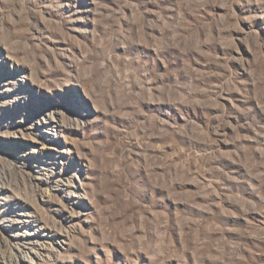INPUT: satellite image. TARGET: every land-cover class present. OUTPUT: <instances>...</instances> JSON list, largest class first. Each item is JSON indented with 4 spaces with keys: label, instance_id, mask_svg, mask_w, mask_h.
I'll list each match as a JSON object with an SVG mask.
<instances>
[{
    "label": "rangeland",
    "instance_id": "374dc122",
    "mask_svg": "<svg viewBox=\"0 0 264 264\" xmlns=\"http://www.w3.org/2000/svg\"><path fill=\"white\" fill-rule=\"evenodd\" d=\"M0 264H264V0H0Z\"/></svg>",
    "mask_w": 264,
    "mask_h": 264
}]
</instances>
